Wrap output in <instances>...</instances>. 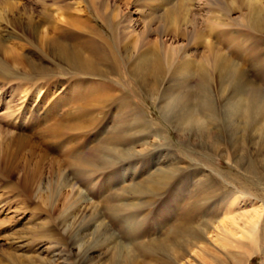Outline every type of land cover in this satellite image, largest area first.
<instances>
[{"label":"rangeland","instance_id":"1","mask_svg":"<svg viewBox=\"0 0 264 264\" xmlns=\"http://www.w3.org/2000/svg\"><path fill=\"white\" fill-rule=\"evenodd\" d=\"M6 1L13 24L33 14L88 62L62 58L39 30L15 32L0 52V264H176L157 245H173L182 224L187 245L175 249L187 264L244 255L212 246L206 223L230 214L229 203L249 213V193L264 219V3L184 0L198 35L160 36L154 24L153 50L135 53L114 34L127 24L141 31L150 0ZM241 91L249 112L234 118ZM192 106L209 137L178 130ZM163 174L160 189L149 184ZM60 239L71 250L60 252ZM246 264H264L263 252Z\"/></svg>","mask_w":264,"mask_h":264},{"label":"bare ground","instance_id":"2","mask_svg":"<svg viewBox=\"0 0 264 264\" xmlns=\"http://www.w3.org/2000/svg\"><path fill=\"white\" fill-rule=\"evenodd\" d=\"M230 1L233 3L232 0ZM2 2L3 3L0 4V52L9 50V48L6 45L7 39L10 38V35L15 34V32L17 34H20V37L25 38L28 33H33L35 30L36 31L39 30L43 39L47 40L48 46H51L53 51L58 53L62 58H65L67 61H70L72 63L80 62L82 61V59L85 60V57L82 56L80 52L73 51L74 47L62 43L59 37L57 38L48 35L46 33L45 28L40 26L41 25L40 21L34 19L33 14H29L24 17L27 20L26 22L21 21L19 23L13 24L12 16L9 17L10 16L9 14L12 12L13 9L12 7L13 4H11L6 0H3ZM187 3L188 2H185L184 0H150L146 6V12H145L147 23L141 29V31H138L137 28L131 27L130 24L123 25L117 32L115 31V34L113 33L115 36L114 40L116 39V42L121 45L131 40L129 41L131 42L129 46L135 49V53L141 52L140 50L143 48L147 49L148 51H152L153 50L152 44H154V42H152L149 38L154 31V27H153L154 24H158V26L155 27V30H157V32L159 31L158 34L160 36L164 34H170L173 37H178V38L184 36L190 38L191 35L197 36L198 34H195L194 30L199 29L197 26L198 22L196 18H194L190 14L189 7H187ZM244 3L246 8H249L250 10L253 11H257L258 8H261L262 4L264 3V0H245ZM42 18L43 19L41 21H47L45 17ZM159 21H161V23H157ZM208 24L210 25V23ZM189 30H191V32ZM161 44H165V43L161 42ZM207 45H209V47H207L209 51H212L214 49L213 44L207 43ZM67 47L69 50H66ZM179 50L180 49H178L177 51ZM222 58H219L220 66H223L224 62L226 61L223 60ZM11 62L13 65H15L16 58H12ZM83 62H88V61L85 60ZM2 66L4 65L2 64ZM144 67L146 68V72L149 75H152V77L153 75L156 76L157 73H159L160 71V67L157 65V63L154 60H149L147 63V67L146 66ZM230 76H232L231 73L229 74V77ZM248 94L249 93H247L246 91H241V93L236 98V102H234L232 106H230V108L232 109L231 111L232 117L234 118L241 117L242 114H244L246 111L249 112V107H248L249 96H247ZM185 97L186 98L184 99L183 97H179L180 104L182 100H184V103H186L185 101L189 99V97L188 98L187 96ZM257 100L261 101L262 99H260V97H257ZM261 106L262 108H264L263 105ZM176 124L178 126L177 127L178 130H184L187 128V126L188 127L194 126L195 128L198 129L199 132H202L203 137L210 136L209 135L210 131L206 127V122L204 121V119L198 117V115L194 110V107L193 108L190 107L187 110L185 109L184 115L177 119ZM262 128H264V125ZM161 173H165V172L162 170ZM164 180L165 177L163 174L162 176H159L158 179L151 180V182L149 181L150 182L149 184L151 185L153 183L152 187H156L155 189H160V187L166 182ZM69 186L73 188V184L69 183ZM240 192L246 193V188L231 187L227 190V193H240ZM229 195L233 196L234 194H229ZM249 195H250L249 197H251L247 202L249 206V213L247 214L243 213V215L241 214L236 215L235 212L234 213L232 212L235 210L237 211L239 209V206L235 203H229L228 211H232L230 214H227L229 212L224 211L222 212V216L220 219L206 223L207 228L210 230L212 229V231L210 232L211 236L208 238L209 243L212 244V246H215L214 241H220L230 245L235 244L237 246H241V248H244L246 250V253L244 255L234 253V255L230 257L229 264H246L248 256L250 257L253 253L257 251H261L264 254V219H260L262 213L261 206L255 201V197H252L250 193ZM220 207L222 208V206ZM242 217H245L247 219H244V221L241 223H237V220H239ZM198 227H201V224H198L194 230H198L200 232V229ZM204 228L206 227L204 226ZM189 233H190L189 226L182 224L180 225L178 230L172 235V240L174 241L173 245H171L170 242L166 244L159 243L157 247H159V249H161L163 252L167 253L169 259L175 262L176 264L178 263L187 264V261L184 260L182 255H179V252L175 248L177 247L179 249L181 248L185 249V246L187 245L186 236H188ZM244 239H247L249 243L243 241ZM54 241L56 240L54 239ZM66 243L67 242L61 239L60 241L57 242L56 247L57 248L59 246L61 247V249L58 248L60 249V252L64 253L65 250H67V248L71 250V248L67 246ZM56 247L55 250H57ZM84 256L85 258L86 256L88 257L87 251L84 253ZM53 258L54 261H56L55 257ZM65 260H67V258H65ZM81 264H85V263H81ZM131 264H137V263L133 262ZM154 264H166V263L163 261L155 260Z\"/></svg>","mask_w":264,"mask_h":264}]
</instances>
